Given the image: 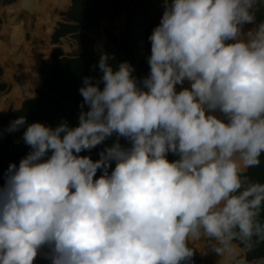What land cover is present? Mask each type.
Masks as SVG:
<instances>
[{
    "label": "clouds",
    "instance_id": "obj_1",
    "mask_svg": "<svg viewBox=\"0 0 264 264\" xmlns=\"http://www.w3.org/2000/svg\"><path fill=\"white\" fill-rule=\"evenodd\" d=\"M261 3L164 0L148 37L150 74L139 83L128 62L114 68V57L94 51L102 76L83 79L79 126L28 125V155L0 162V264H34L44 248L51 264H189V241L201 238L235 264H264L236 259L264 242V183L245 174L264 153ZM246 24L255 29L245 33ZM185 80L190 89L177 93ZM216 110L228 123L206 115ZM25 124L20 116L9 131ZM114 133L131 147L117 140L95 162L78 155ZM169 152L179 159L169 162Z\"/></svg>",
    "mask_w": 264,
    "mask_h": 264
},
{
    "label": "trees",
    "instance_id": "obj_2",
    "mask_svg": "<svg viewBox=\"0 0 264 264\" xmlns=\"http://www.w3.org/2000/svg\"><path fill=\"white\" fill-rule=\"evenodd\" d=\"M123 0H72L71 8L63 15L64 24H59L54 30L52 41L58 42L62 36L77 31L80 26L76 24L87 23L88 29L93 26L96 20L107 19L109 24L118 15ZM129 6V5H127ZM256 11V23L264 22V3L259 4ZM157 14V9L152 0H136L134 5L128 10L125 17L123 31L120 32L119 38H114L108 30L105 35L112 39L109 47H106L103 53L108 54L109 65L116 68L122 62H128L134 69L133 76L137 82L143 81L150 74L148 58L151 55V42L148 37L149 23L151 18ZM141 20V22H139ZM1 22V21H0ZM76 23V24H71ZM54 23H52L44 33V38H50L49 32ZM1 28V25H0ZM85 28V27H84ZM47 33V34H46ZM40 37V36H39ZM55 45H53L54 47ZM139 50H145L144 55L138 54ZM101 52V53H102ZM41 50L31 59L33 69L36 72L39 62L42 61ZM96 55L91 49H85L78 54H64L61 49L55 48L51 54L53 64L44 65L41 69L43 78V90L38 91V98L24 101L21 108L16 111H7L0 113V125H6V129L0 131V162H15L19 155L25 158L31 151V148L23 141V133L28 125L40 123L46 127L55 128L62 122H66L70 128L79 126V116L81 114L80 105L83 104V97L80 95V88L83 87L85 77H93V83L100 81L102 72L98 67L100 55ZM138 63L140 66L138 68ZM2 71L0 69V76ZM103 88V83H99ZM5 89V85L0 83V94ZM146 90V89H145ZM34 90L32 92V95ZM16 104H20L26 99H13ZM87 105L83 111L87 112ZM23 116L26 124L19 130L10 132L9 125L18 117ZM119 141L123 148H130L131 143L123 137H117L114 133L100 145L91 150H85L79 153V156H88L92 161L100 159V153L105 148L111 147L116 141ZM51 152L48 153V156ZM179 156L169 152L166 159L169 162L176 161ZM47 158V157H46ZM260 165L245 171V174L253 182L264 183V153L260 157ZM115 167V162H111L108 169L109 174ZM102 175V170L98 169L94 180ZM1 183L0 186H3ZM260 219L264 221V208H262ZM238 243V241H234ZM242 248V245H239ZM193 248L194 255L189 264H199L200 258L198 251ZM249 261L258 260L264 257V242H261L252 252L245 253ZM183 264V262H182Z\"/></svg>",
    "mask_w": 264,
    "mask_h": 264
},
{
    "label": "rangeland",
    "instance_id": "obj_3",
    "mask_svg": "<svg viewBox=\"0 0 264 264\" xmlns=\"http://www.w3.org/2000/svg\"><path fill=\"white\" fill-rule=\"evenodd\" d=\"M16 1L17 0H0V13L4 7H11ZM135 2L136 0H123L122 1L119 13L112 22V27L108 26V23L104 19L96 20L90 29L86 28L87 23L84 22L86 23L85 28L79 30L84 35L83 38H80V37L78 38V37H75V35H70V36L62 37L61 41L59 40L57 43H53L52 35L54 33V30L58 27L59 24L65 23L64 22L65 17L63 15L67 12L69 7L71 6L69 5V0H68V3L64 6L66 8L61 11L59 10L63 7L58 8L56 12L54 13V16L48 17L45 21H35V25L31 26L32 28L31 30H34L33 39H35L37 48L33 52V55L29 57L28 61L30 65L32 66L31 59L36 55L35 53L38 51V48H39V50H41L42 52L41 57H40L42 58V61L39 62L38 67H36L37 76H38L39 68L42 67L44 63H50L52 61L51 54L55 48H59L64 54H70V55L78 54V51L80 49H91L92 51H96V52L103 51V49H105V46L107 45V41L109 40V38L106 37L105 35V30L109 28L108 30H110L113 35L118 36L120 31H122L123 29V26L125 23L124 20L127 15V12L131 8V6L134 5ZM152 3L157 9V14L151 18V21L149 23V31L151 34H152L153 29L156 26H158L160 23V19L164 11V0H152ZM5 19L6 18L3 15H0V21H1L0 31L3 26L2 20L4 21ZM17 19L18 21L24 20V14L20 13ZM139 22H141V20ZM52 23H54V25L50 29V32L48 35L50 38L48 37L44 38V33L45 31H47L46 29L48 28V25H51ZM255 26L256 25L254 24H246L244 26L243 31L246 33L250 30H254ZM88 33L91 34V37L86 36V34ZM26 39L28 40V35ZM0 40L4 41V38L0 37ZM226 43H231V41H228ZM53 45L55 46L53 47ZM0 67H2L1 68L2 75L0 77V82L5 85V89L0 94V112L6 113L7 111L19 110L21 108V104L25 100L20 102V104H16L15 101L13 100L15 98L18 99L22 97L13 95L12 93V91L15 89L14 81L10 73V70L12 69L8 67L7 65H5L4 63L0 64ZM32 69H33V66H32ZM37 76H36L37 84L33 86L32 91L35 90V88L37 87L39 83V77ZM39 87H37L36 90ZM184 88L190 89L189 81L185 80L181 85H176V92L179 93V91H181ZM3 165L5 167L4 162H3ZM189 242H191L196 247V250L198 251V256L200 258L199 264H235L234 259L229 258L227 256H224V257L219 256L216 252L212 250L211 246L212 244L216 243L215 241H211L207 238H201L199 240H190ZM234 245L237 246L238 248H241L238 243H235ZM47 251H48L47 248L42 249L38 253V256L35 259L34 264H51L50 260L44 258V254L47 253ZM244 256H245V252H238L236 259L243 258Z\"/></svg>",
    "mask_w": 264,
    "mask_h": 264
},
{
    "label": "bare ground",
    "instance_id": "obj_4",
    "mask_svg": "<svg viewBox=\"0 0 264 264\" xmlns=\"http://www.w3.org/2000/svg\"><path fill=\"white\" fill-rule=\"evenodd\" d=\"M71 2L72 0H69V5ZM67 3L68 0H17L13 6L1 10L0 15L6 19L2 20L3 26L0 31V37L4 38V41L0 40V64L4 63L12 69L10 73L15 85L12 93L22 97L19 99H33L31 91L37 84V74L28 61L37 48L31 26L35 25V21H45L48 17L54 16L58 8L63 7L59 11L65 9ZM20 13L24 14V20L18 21ZM208 114L228 123L226 116L219 110L206 112V115Z\"/></svg>",
    "mask_w": 264,
    "mask_h": 264
},
{
    "label": "crops",
    "instance_id": "obj_5",
    "mask_svg": "<svg viewBox=\"0 0 264 264\" xmlns=\"http://www.w3.org/2000/svg\"><path fill=\"white\" fill-rule=\"evenodd\" d=\"M71 24H76V23H71ZM85 24H86V23L76 24V25H79L80 28H79L77 31H75V32H73V33H70L69 36H70V35H75V37L83 38L84 35H83L82 32L79 31V30H80V29H84ZM86 36L91 37V34L88 33V34H86ZM82 50H85V49H80V50L78 51V53H79L80 51H82ZM93 52H94V51H93Z\"/></svg>",
    "mask_w": 264,
    "mask_h": 264
},
{
    "label": "water",
    "instance_id": "obj_6",
    "mask_svg": "<svg viewBox=\"0 0 264 264\" xmlns=\"http://www.w3.org/2000/svg\"><path fill=\"white\" fill-rule=\"evenodd\" d=\"M235 244V242H233ZM190 245H192L194 248H196L191 242H189Z\"/></svg>",
    "mask_w": 264,
    "mask_h": 264
}]
</instances>
